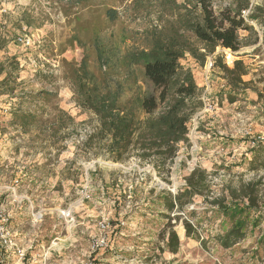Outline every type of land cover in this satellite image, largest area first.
<instances>
[{
    "label": "rangeland",
    "instance_id": "1",
    "mask_svg": "<svg viewBox=\"0 0 264 264\" xmlns=\"http://www.w3.org/2000/svg\"><path fill=\"white\" fill-rule=\"evenodd\" d=\"M132 1L0 0V38L6 40L0 58L19 62L17 82L21 84L15 96L0 95V209L11 215L8 228L16 244L13 250L0 246V264H264V245L258 243L264 234V25L251 22L260 42L238 53L217 48L203 65L190 55L181 61L202 90L204 105L188 126L190 145H180L169 174H158L152 164L138 157L119 163L108 154H98V148L84 147L99 121L77 107L72 86L65 79L68 63L79 64L84 56L78 43L71 41L75 34L87 42L85 32L105 31V37L113 32L117 37L125 30L142 32L156 23V10L148 17L132 16ZM214 1L221 7L229 0ZM251 3L264 7V0ZM109 8L119 12L115 23L101 18V11ZM248 35L240 32L241 38ZM23 36L33 40L31 47L18 42ZM90 56H94L92 51ZM218 57L230 68L243 60L250 69L244 77L251 82L250 89L240 93L234 104L226 100L230 90L222 71L215 67ZM21 90L57 93L59 108L75 119L76 131L57 157V151L37 140L35 133L9 124ZM197 168L206 171L209 192L195 196L184 210L169 212L164 198L177 195ZM250 182H259V226L241 243L223 249L213 237L226 227L211 202L228 196L230 186L239 188ZM89 215L96 231L99 223H109L107 250L95 252L92 241L98 232L85 237V228L80 229ZM186 222L193 227L190 236ZM14 226L39 243L29 238L19 241L23 236L15 234ZM170 230L180 240L177 254L166 248ZM31 245L39 247L35 250ZM17 249L25 250L24 261L19 260Z\"/></svg>",
    "mask_w": 264,
    "mask_h": 264
},
{
    "label": "trees",
    "instance_id": "2",
    "mask_svg": "<svg viewBox=\"0 0 264 264\" xmlns=\"http://www.w3.org/2000/svg\"><path fill=\"white\" fill-rule=\"evenodd\" d=\"M129 9L135 17H148L156 10V23L142 32L125 30L117 37L113 32L109 37L104 36L105 31L98 35L85 32L87 42L75 34L71 43H78L84 56L79 64L68 63L65 79L72 86L77 107L93 113L99 121L96 131L83 142L85 148H98V154H108L119 163L138 157L152 164L158 174H169L180 145H190L188 126L204 105L202 90L181 61L190 55L203 65L217 48L238 53L252 43L258 44L260 37L251 22L264 25V7L253 6L251 0H229L221 7L214 0H133ZM101 12L107 24L119 20L117 10ZM240 32L249 35L241 38ZM5 45L6 40L0 38V51ZM215 67L222 71L230 90L226 100L236 103L239 94L250 89L251 82L244 80L250 74L249 67L243 60H236L230 68L221 57ZM19 69L18 61L0 58V79L4 76L0 95L15 96L21 87L17 82ZM57 95L50 90H21L16 95L20 103L12 110L9 122L27 134L35 133L37 140L57 151L56 157L76 131L75 119L59 108ZM185 181L177 195L164 198L169 212L184 210L195 196H204L211 187L206 171L198 168ZM228 190V196L211 202L226 227L213 239L227 250L258 228L257 215L262 212L259 182L230 186ZM185 229L190 236L192 225L186 222ZM258 243L264 245V234ZM179 247L178 235L170 230L167 250L177 254Z\"/></svg>",
    "mask_w": 264,
    "mask_h": 264
},
{
    "label": "built area",
    "instance_id": "3",
    "mask_svg": "<svg viewBox=\"0 0 264 264\" xmlns=\"http://www.w3.org/2000/svg\"><path fill=\"white\" fill-rule=\"evenodd\" d=\"M18 42L24 47H31L33 45V40L27 36L20 37L18 39ZM212 67L213 63L210 62L209 69H211ZM10 218L11 215L7 212L5 208L0 209V246L8 250H13L16 247V244L14 242L12 232L8 228ZM108 231L109 223L107 221L99 223L98 235L92 241V248L95 252L100 250H107L109 248L110 240ZM17 254L19 256V260L24 261L26 257L25 250L17 249Z\"/></svg>",
    "mask_w": 264,
    "mask_h": 264
},
{
    "label": "crops",
    "instance_id": "4",
    "mask_svg": "<svg viewBox=\"0 0 264 264\" xmlns=\"http://www.w3.org/2000/svg\"><path fill=\"white\" fill-rule=\"evenodd\" d=\"M17 200H14V203L16 202ZM88 217V220H84L82 223H81V225L79 226L80 227V229L82 228H85V231H86V233L84 234L85 235V237L86 236H88V237H94L96 234H97V232L98 231H96V224H94V221L92 220V218H89L90 217V215L89 216H87ZM91 217H93V213L91 214ZM13 225V224H12ZM17 226H19V225H17ZM20 227V226H19ZM14 229H16V227L14 226ZM16 235H22L23 236V240L21 239V238H19L18 240L19 241H24V242H28V238H29V240L31 241V242H33L34 241V244H35V242L36 243H39V241H37L36 240V238L35 237H31V235L30 234H27V232L24 230V229H21V228H17L16 230ZM81 232L83 233V231L81 230ZM95 232V233H94ZM97 236V235H96ZM95 236V237H96ZM94 237V238H95ZM27 238V239H26ZM31 238H33V239H31ZM93 238V239H94ZM29 241V242H30ZM23 242V243H24ZM20 246H22V245H20ZM30 247V246H29ZM31 247H34V245H31ZM39 246L38 245H35V247H34V249L35 248H38ZM90 247V246H89ZM88 247V248H89ZM35 250H37V249H35ZM88 251H86V253H87ZM30 254V252H28V255ZM4 259H5V256L3 257ZM34 262H38V261H34ZM18 264V263H17ZM19 264H23L22 262H19ZM24 264H30V261H27L26 263H24ZM35 264V263H34Z\"/></svg>",
    "mask_w": 264,
    "mask_h": 264
},
{
    "label": "bare ground",
    "instance_id": "5",
    "mask_svg": "<svg viewBox=\"0 0 264 264\" xmlns=\"http://www.w3.org/2000/svg\"><path fill=\"white\" fill-rule=\"evenodd\" d=\"M66 215V214H65Z\"/></svg>",
    "mask_w": 264,
    "mask_h": 264
}]
</instances>
